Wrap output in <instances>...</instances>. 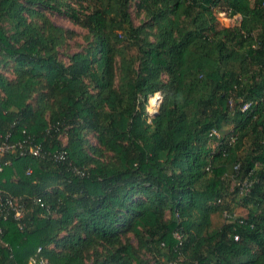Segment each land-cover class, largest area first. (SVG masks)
Returning a JSON list of instances; mask_svg holds the SVG:
<instances>
[{
    "label": "trees",
    "instance_id": "1",
    "mask_svg": "<svg viewBox=\"0 0 264 264\" xmlns=\"http://www.w3.org/2000/svg\"><path fill=\"white\" fill-rule=\"evenodd\" d=\"M6 134L0 264H264V0H0Z\"/></svg>",
    "mask_w": 264,
    "mask_h": 264
},
{
    "label": "built area",
    "instance_id": "2",
    "mask_svg": "<svg viewBox=\"0 0 264 264\" xmlns=\"http://www.w3.org/2000/svg\"><path fill=\"white\" fill-rule=\"evenodd\" d=\"M160 94L158 93V96L155 97V100H156V105L154 106H151L152 108L150 109L151 113L149 112V114H154L156 111V106L158 105L159 102V97ZM161 100V99H160ZM249 104H246L244 106L245 107H248ZM9 135L6 134V136L4 137V139L2 141H0V173L3 171L5 165H8L10 164V161L9 160H5L4 159V156L11 150H13L15 147L17 148H20L21 149V154L22 155H25V154H30V155H33V156H38L40 154V147L38 145H30L27 147V149H25L23 147V145L21 143H18L17 144H14V143H11L9 142ZM28 173H30V171H28ZM15 198L13 197H8L6 199H4V202H2V197H1V194H0V214L3 210V208H11L12 210H14V217L18 218L21 216V209L19 206H16L15 203ZM176 237H180L178 234H176ZM35 261L33 260L32 263L30 264H35L34 263ZM44 262H40L39 264H43Z\"/></svg>",
    "mask_w": 264,
    "mask_h": 264
},
{
    "label": "rangeland",
    "instance_id": "3",
    "mask_svg": "<svg viewBox=\"0 0 264 264\" xmlns=\"http://www.w3.org/2000/svg\"><path fill=\"white\" fill-rule=\"evenodd\" d=\"M217 17H218L219 21L223 25L231 26V25L236 24V22H237V19H235V18H228L227 16H225V13L222 12V11L221 12H218ZM50 19L56 25L63 26V27H66V28H70V29H74L75 31H77L79 33H83L84 32V30H82L79 27L73 25L68 19H66L61 14H57V13L56 14H53V15L50 16ZM72 49L73 50H76V47H73ZM156 96H158V93H155L154 95L149 96V98H148V102L146 104V110L148 111V113L149 112L151 113V111H150V109L152 108L151 106L153 104L156 105V100H155V97ZM158 98H159V102H160L161 96H159ZM158 106H159V103L156 106V110L155 111H157ZM230 172L231 171L229 170V174H230ZM232 184H234V183H232ZM211 218H212L213 226H218L222 222V220H223V216L222 215H219V214H213Z\"/></svg>",
    "mask_w": 264,
    "mask_h": 264
},
{
    "label": "bare ground",
    "instance_id": "4",
    "mask_svg": "<svg viewBox=\"0 0 264 264\" xmlns=\"http://www.w3.org/2000/svg\"><path fill=\"white\" fill-rule=\"evenodd\" d=\"M152 106H154V104Z\"/></svg>",
    "mask_w": 264,
    "mask_h": 264
}]
</instances>
